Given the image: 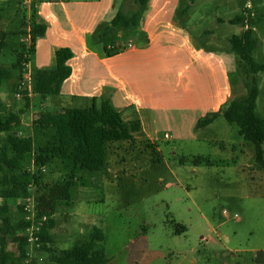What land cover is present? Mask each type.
I'll use <instances>...</instances> for the list:
<instances>
[{
	"label": "rangeland",
	"instance_id": "obj_1",
	"mask_svg": "<svg viewBox=\"0 0 264 264\" xmlns=\"http://www.w3.org/2000/svg\"><path fill=\"white\" fill-rule=\"evenodd\" d=\"M121 1L127 16L151 10L139 9L134 0ZM164 3L166 0L160 1V5ZM245 7L252 14L249 25L260 41L253 56L261 62L264 20L256 16L264 14V0H178L171 19L188 30L196 45L223 49L227 39L244 30V24L230 19L242 14ZM31 13H35L33 3L0 0V40L7 32L0 53L3 67H10L23 45L31 42L28 33L18 32L26 30L24 19ZM107 24L100 35H104ZM128 36L134 39L135 27L121 29L119 35L107 33L104 40L115 43ZM32 46L28 59L36 75L41 64ZM238 69L243 75L241 67ZM256 78L260 91L256 110L264 117V72ZM16 83L9 80L0 86L1 110L5 115L19 114L22 122L0 134V147L12 133H32L37 147L41 138L33 133L31 120L42 109L41 97L35 96L26 107L23 97L12 95ZM74 103L73 107L85 106L81 99ZM48 105L49 110L55 108L50 101ZM214 126L216 134L192 139L108 142L105 168L83 173L92 184L77 187L74 200L58 199L50 246L57 250L80 246L83 238L99 227L104 231L105 252L110 258L106 264H264V168L254 159L255 145L240 135L236 124L222 117ZM209 137L218 140H207ZM261 147L264 158V142ZM197 156L213 164H196L193 159ZM27 168L33 178L38 169L32 161ZM41 174L51 183L50 188H56L66 172L61 161L55 160ZM37 189L35 186L34 192ZM0 213L12 224L22 219L31 221L33 216L23 200L2 197ZM1 218L0 244L4 227ZM182 225L184 229L179 232L177 228ZM14 236L3 237L10 256L8 264H55L49 253L31 240L23 258Z\"/></svg>",
	"mask_w": 264,
	"mask_h": 264
},
{
	"label": "crops",
	"instance_id": "obj_2",
	"mask_svg": "<svg viewBox=\"0 0 264 264\" xmlns=\"http://www.w3.org/2000/svg\"><path fill=\"white\" fill-rule=\"evenodd\" d=\"M160 1H148L144 8L151 10L141 13L134 39L106 43L99 31L122 9L121 0H24L33 3L35 13L24 19L26 30L18 32L29 34L31 25H46V32L32 46L39 68L56 67L57 48L73 51L68 60L70 77L58 94L41 98V110H49V101L57 108L72 107L81 99L86 107L105 98L124 121L141 124L133 140L192 139L215 133V123L225 117L220 113L207 122L208 115L246 91L238 57L228 39L223 49L196 45L188 30L171 19L178 0L162 5ZM129 40L135 46L117 52L116 47ZM33 93L30 104L35 96L41 97Z\"/></svg>",
	"mask_w": 264,
	"mask_h": 264
},
{
	"label": "trees",
	"instance_id": "obj_3",
	"mask_svg": "<svg viewBox=\"0 0 264 264\" xmlns=\"http://www.w3.org/2000/svg\"><path fill=\"white\" fill-rule=\"evenodd\" d=\"M134 1L139 9H142L149 0ZM127 15L129 14L119 8L105 26L104 35L116 33L124 28L136 27L141 16L139 11L133 12L131 16ZM256 17L264 20V14ZM251 19L252 14L248 7L244 8L242 14L230 19L232 23L244 24L245 28L240 34L228 39L230 50L238 57V66L243 72L246 91L233 98L221 111L208 115L207 122L221 113L229 123L236 124L240 135L255 145L254 159L264 168L261 147L264 142V117L256 110V101L260 92L256 77L258 73L264 72V61L258 62L253 56L260 41L249 25ZM45 32L46 25L40 23L31 25L29 30L31 43ZM6 35L7 32L1 35L0 53L6 45ZM24 47L25 44L19 51L17 60L10 67H3L0 61V86L14 79L17 82L14 91L22 93L25 105L28 107L31 97L25 87L22 71L24 62L28 60ZM72 56L73 51L70 47H59L55 51L56 67L37 70L33 85L43 100L47 95L58 94L62 83L70 77L72 68L68 60ZM1 104L0 101V134L18 127L22 122L19 114H2ZM31 127L33 133L41 138L37 147H34L33 134L19 136L14 133L8 134L3 146L0 147V197L23 200L31 193V179L35 180L38 186L35 191L37 208L35 218L38 229H35L34 234L39 237L41 249L49 253L55 264H106L110 258L105 252L104 231L99 227H94L83 238L80 246L59 250L51 247L50 243L53 240L50 231L55 226L54 214L58 199L74 200L77 196V187L92 184L83 175L84 172H98L105 168L107 143L133 140L134 132L140 129L141 124L138 121H124L120 112L109 100L102 98L98 105L61 106L54 110H41L32 119ZM55 160L61 161L66 174L57 182L56 188H50L51 183L45 180L41 173L43 168L51 166ZM193 160L196 164H213L210 159L203 156H197ZM29 161H32L38 169L33 178H30L27 168ZM43 216L46 219L41 221ZM1 219L4 221V227L1 229L0 264H8L10 259L5 248L6 242L3 241L5 235H15L14 241L19 244L22 257H27L25 246L29 241L27 231L30 229L31 221L22 219L12 224L6 217ZM177 229L180 232L184 226H178Z\"/></svg>",
	"mask_w": 264,
	"mask_h": 264
},
{
	"label": "built area",
	"instance_id": "obj_4",
	"mask_svg": "<svg viewBox=\"0 0 264 264\" xmlns=\"http://www.w3.org/2000/svg\"><path fill=\"white\" fill-rule=\"evenodd\" d=\"M31 45L32 43L29 42L28 44H25V50L27 51V53L25 54V56L28 58L30 51H31ZM135 46V43L133 40H129L125 43H121L116 47L117 52H124L127 49L133 48ZM23 74H24V83H25V87L28 91V94L31 96L32 92H33V84H34V80H35V75L31 72L30 70V64H29V59L27 61L24 62V67L22 69ZM15 96L18 98L22 97V93L21 92H16ZM165 137H167V134H165ZM44 170V168H43ZM35 180H32V182L30 183V189H31V193L23 199V202L25 204V209L29 212H32L33 216L31 218V226L30 228L31 233H29V240L35 242L37 244V246H40V242H39V237L36 236L34 234L35 229H38L37 226V221H36V212H37V208H36V201H35V192H34V188L35 186H37V184L34 182ZM224 214H227V212L224 210L223 212ZM233 217H237V214H234ZM46 217L43 216L40 220L43 221L45 220Z\"/></svg>",
	"mask_w": 264,
	"mask_h": 264
}]
</instances>
